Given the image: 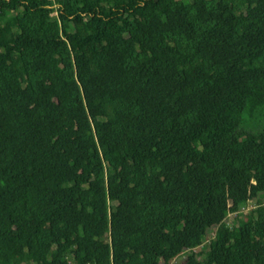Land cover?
Wrapping results in <instances>:
<instances>
[{
    "label": "trees",
    "instance_id": "trees-1",
    "mask_svg": "<svg viewBox=\"0 0 264 264\" xmlns=\"http://www.w3.org/2000/svg\"><path fill=\"white\" fill-rule=\"evenodd\" d=\"M57 4L0 0V264H264V0Z\"/></svg>",
    "mask_w": 264,
    "mask_h": 264
},
{
    "label": "rangeland",
    "instance_id": "rangeland-1",
    "mask_svg": "<svg viewBox=\"0 0 264 264\" xmlns=\"http://www.w3.org/2000/svg\"><path fill=\"white\" fill-rule=\"evenodd\" d=\"M255 204H256L255 202H251L247 208H245V209L242 210V215L248 213L250 209H252L253 207H255ZM232 217H233V216H228V217L225 219V222H228V223H229L230 220L232 219ZM214 232H215V227H213V228H211V229L209 230V232H208V237H207L205 243H204L202 246H197V247H195L194 249H192L191 251H188V252H186V253L180 255L179 257H177V258L174 260V262H175V263L181 262V261L186 257L187 254H193V255H195L197 258H201V257H202L201 252L204 251V250L206 249V247H207V245H208V242H209L210 238L214 235Z\"/></svg>",
    "mask_w": 264,
    "mask_h": 264
},
{
    "label": "built area",
    "instance_id": "built-area-1",
    "mask_svg": "<svg viewBox=\"0 0 264 264\" xmlns=\"http://www.w3.org/2000/svg\"><path fill=\"white\" fill-rule=\"evenodd\" d=\"M51 4L52 12L50 13L51 16L57 17V7H58V0H46Z\"/></svg>",
    "mask_w": 264,
    "mask_h": 264
}]
</instances>
